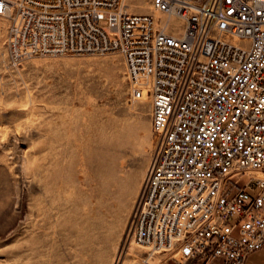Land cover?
Instances as JSON below:
<instances>
[{
	"label": "built area",
	"instance_id": "obj_1",
	"mask_svg": "<svg viewBox=\"0 0 264 264\" xmlns=\"http://www.w3.org/2000/svg\"><path fill=\"white\" fill-rule=\"evenodd\" d=\"M0 0L14 63L120 53L154 149L128 240L179 263L264 250V0ZM176 25L175 30L171 27Z\"/></svg>",
	"mask_w": 264,
	"mask_h": 264
},
{
	"label": "rangeland",
	"instance_id": "obj_2",
	"mask_svg": "<svg viewBox=\"0 0 264 264\" xmlns=\"http://www.w3.org/2000/svg\"><path fill=\"white\" fill-rule=\"evenodd\" d=\"M9 27L0 17V264H182L128 240L154 135L123 56L16 64Z\"/></svg>",
	"mask_w": 264,
	"mask_h": 264
},
{
	"label": "bare ground",
	"instance_id": "obj_3",
	"mask_svg": "<svg viewBox=\"0 0 264 264\" xmlns=\"http://www.w3.org/2000/svg\"><path fill=\"white\" fill-rule=\"evenodd\" d=\"M151 4H152V11L154 12V14H149V15H151V16H155L156 18H164L163 16H162V14L159 12V11H157V10H155L154 9V6H153V3H152V0H151ZM125 5L127 6V9L129 10V12L130 13H132L131 12V6L128 4V2H127V0H125ZM133 14H137V15H147V14H138V13H133ZM176 29V25H173L172 27H171V30H175ZM120 54V53H119ZM122 55V54H121ZM123 56V55H122ZM124 58V57H123ZM125 60V59H124ZM125 63H126V61H125ZM126 73H127V71H126ZM127 77V76H126ZM139 198V197H138ZM134 212V211H133ZM133 214V213H132ZM140 247H142V248H147V247H145V246H140ZM147 249H149V248H147ZM162 251L163 250H161V251H157V253H162ZM156 253V252H155ZM120 261V260H119Z\"/></svg>",
	"mask_w": 264,
	"mask_h": 264
},
{
	"label": "crops",
	"instance_id": "obj_4",
	"mask_svg": "<svg viewBox=\"0 0 264 264\" xmlns=\"http://www.w3.org/2000/svg\"><path fill=\"white\" fill-rule=\"evenodd\" d=\"M246 264H264V250L251 254L248 257Z\"/></svg>",
	"mask_w": 264,
	"mask_h": 264
}]
</instances>
